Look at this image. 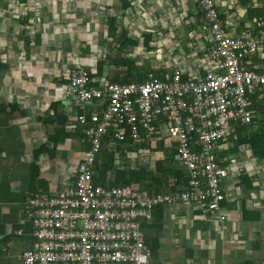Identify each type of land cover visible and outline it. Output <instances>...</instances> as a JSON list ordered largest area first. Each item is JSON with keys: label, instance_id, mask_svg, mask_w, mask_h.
<instances>
[{"label": "crops", "instance_id": "0c3cea01", "mask_svg": "<svg viewBox=\"0 0 264 264\" xmlns=\"http://www.w3.org/2000/svg\"><path fill=\"white\" fill-rule=\"evenodd\" d=\"M214 1L229 36L248 26L253 30L255 19L264 16V0ZM111 19L116 33L124 31L137 46L116 49L108 33ZM200 19L196 0H0V264H22L21 255L31 246L27 197L74 185L87 149L77 117L104 105L94 100L82 107L62 94L70 69L85 67L96 89L127 76L126 67L111 62L115 59L132 60L163 76L176 68L185 76H204L213 63L206 55L207 40L196 32ZM144 36H150L147 45ZM245 65L264 72V48ZM61 127L64 138L56 133ZM236 140L232 133L216 149L225 198L220 209L212 214L177 202L164 205L161 229L140 221L144 237L157 239L158 251L169 247L187 264H264V159L254 158ZM142 153L154 152L144 148L117 156L115 166L133 167L129 156L136 154V166L152 168L157 159ZM222 213L226 219L220 221Z\"/></svg>", "mask_w": 264, "mask_h": 264}, {"label": "built area", "instance_id": "2783aa9c", "mask_svg": "<svg viewBox=\"0 0 264 264\" xmlns=\"http://www.w3.org/2000/svg\"><path fill=\"white\" fill-rule=\"evenodd\" d=\"M196 2L201 18L196 32L207 40L206 55L213 63L204 76H185L176 68L164 79L148 72L141 82L106 83L96 89L85 67L70 69L62 94L82 107L94 100L104 105L77 117L88 146L74 185L27 197L33 241L21 255L22 264H149L151 252L140 221L150 224L155 206L181 202L212 214L220 209L225 198L216 149L236 126L252 124L250 97L256 103L264 98V72L245 65L264 48V16L255 19L253 30L248 26L229 36L215 1ZM109 133L113 149L126 136L134 145L150 148L163 139L174 152V164L187 172L186 187L170 192L168 182L163 193H147L134 186L95 184L93 166Z\"/></svg>", "mask_w": 264, "mask_h": 264}, {"label": "trees", "instance_id": "16d2710c", "mask_svg": "<svg viewBox=\"0 0 264 264\" xmlns=\"http://www.w3.org/2000/svg\"><path fill=\"white\" fill-rule=\"evenodd\" d=\"M249 16L254 13L253 10H249ZM115 28V20L111 19L108 24V33L110 36L115 38L116 49L120 52H125L129 47L137 46V41L129 39L127 34L123 31L117 34ZM145 45L149 43L150 36L143 37ZM115 67H126L128 69L127 76L123 78H117L113 81L117 83H131V82H141L145 79L148 72H153L154 75L159 79H164L163 73L159 70H150L148 66H136L135 62L129 59H115L111 60ZM97 64V72L102 69V64ZM4 66L0 63V71ZM142 71V72H141ZM91 78V76H90ZM252 101V110L259 112L260 118L253 119L252 124L244 126H236L233 135L236 136V145H244L249 148L251 155L256 158L264 159V98L263 100L256 103V97H250ZM257 114V113H256ZM63 126L64 123H61ZM254 128V129H253ZM253 130V132H249ZM57 135L66 136L63 127L56 132ZM110 134V135H109ZM107 137L104 138L102 143V148L96 157L94 163V183L101 185L104 188H112L118 186H134L138 189H142L147 193H163L166 189L167 183L170 184V192L180 191L186 187L188 182L187 172L174 164L173 161V150L165 146L164 140L160 139L156 141L154 148L146 146L145 143H140L139 145H134L130 139L126 136L123 142H117L116 147L111 148L109 140L112 138V134L109 133ZM158 136L155 137L157 139ZM88 146V145H87ZM150 150L154 153H160L161 158L154 162L152 168L137 166V167H125L121 166L117 168L115 161L117 156L121 159L125 158L127 153H137L141 149ZM44 148H40L36 151L41 152ZM112 177L110 181L107 182L108 177ZM244 185L247 186V179L245 177L241 178ZM34 193V192H33ZM264 205V204H263ZM164 205H157L152 211V225L148 228L161 229V221L163 214ZM245 218V217H244ZM142 230V227H141ZM145 243L150 249L151 255L154 256L158 249L159 244L157 239H150L145 237Z\"/></svg>", "mask_w": 264, "mask_h": 264}, {"label": "rangeland", "instance_id": "374dc122", "mask_svg": "<svg viewBox=\"0 0 264 264\" xmlns=\"http://www.w3.org/2000/svg\"><path fill=\"white\" fill-rule=\"evenodd\" d=\"M249 132H253V130H249ZM149 156L150 157L152 156V158H149V160H151L153 162L154 160L159 159L161 157V154L160 153H153V154L148 155V153H146L147 159ZM129 157L131 160L130 161L131 165L136 166L137 162L134 159V157H136V154H131ZM168 248L169 247H162L161 250H159L154 256H152L151 264H185V263L187 264V261H184V263H183L182 260L180 258H178L177 255L175 256L174 253L171 252Z\"/></svg>", "mask_w": 264, "mask_h": 264}]
</instances>
